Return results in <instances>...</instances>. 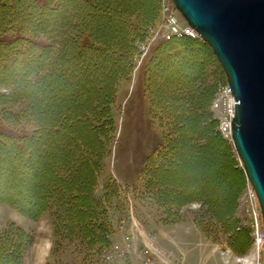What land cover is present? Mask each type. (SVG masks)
I'll use <instances>...</instances> for the list:
<instances>
[{
	"label": "rangeland",
	"instance_id": "374dc122",
	"mask_svg": "<svg viewBox=\"0 0 264 264\" xmlns=\"http://www.w3.org/2000/svg\"><path fill=\"white\" fill-rule=\"evenodd\" d=\"M98 2L99 10L89 25L63 23L50 31L36 26L44 22L45 16L33 12L28 30L30 37L45 41L55 39L65 30L68 34L88 35L100 46L89 61L78 53L75 62L65 59L64 55L61 59L65 64L57 63L54 71L49 70L50 78L25 94L8 82L17 79L18 74H11L6 80L3 77L7 70H0V134H30L32 119L43 118L53 125L57 121L55 124L63 129L60 136L71 139L65 153H69V149L74 153L72 159L63 160L68 156L61 150L66 143H59L58 139L53 144L47 143L31 160L16 156L13 151H0V188L17 197L28 195L21 204L29 214L35 212L32 201L40 194L35 184H40L50 171V168H47L49 171L40 168L39 161H52L66 163L68 167L61 174L73 178L72 169L75 167L78 173L81 165H85V171L92 174V182L89 188H83L92 192L94 156H91L95 154L91 149L99 147L104 151V145H108L107 161L96 194L102 196L103 186L110 177L117 181L118 185L109 189L98 204L106 208L110 218V243L102 250L96 242L87 246L84 238L89 234L67 222L57 224L54 209L33 217L20 208L0 202V245L16 243L12 249H7L14 251V258L6 262L264 264V249L260 250L255 240L253 214L248 212V199L255 203L257 199L251 192L252 183L246 172L232 171L229 148L215 136L214 126L209 123L213 114L220 130L219 118L228 119V82L224 70L218 61L211 59L208 65L193 69L194 77L185 75L188 83L182 84V74H188L186 68L192 70L193 66L185 63L167 68L157 66L155 70L148 68L147 63L157 46L170 40L173 20L183 29L187 26L172 0H96ZM5 9L0 10V15L4 11L7 19L9 11ZM131 32L141 36L133 54L136 55L133 66H129L128 61L129 65L125 64L121 55L126 42L124 36ZM61 46L63 50L72 47L75 53L80 48L66 42ZM56 58L60 57L48 60ZM62 63L64 70L60 69ZM23 67L20 64V68ZM76 83L83 85L79 89ZM106 95H111L108 104L113 105L115 122L104 141L98 138L100 131L92 130L85 118L87 114H96L94 105L103 104ZM170 102L177 103L176 112H180L177 116L180 118H175L177 125L173 127L180 136L178 152L171 170L164 172L165 190L152 184L143 190L141 174L150 155L163 142L167 125L161 115L172 114L165 108ZM186 103L192 107L189 114L183 111ZM217 103L222 106L217 107ZM31 112H34L32 116ZM62 120L65 121L63 126ZM35 165L40 169L33 168ZM66 188L79 191L75 185L69 188L66 184ZM79 200L86 205L92 203L90 193ZM81 216L87 218L88 214ZM237 218L250 233L237 231ZM65 225H68L66 229ZM19 230L24 234H18Z\"/></svg>",
	"mask_w": 264,
	"mask_h": 264
},
{
	"label": "trees",
	"instance_id": "16d2710c",
	"mask_svg": "<svg viewBox=\"0 0 264 264\" xmlns=\"http://www.w3.org/2000/svg\"><path fill=\"white\" fill-rule=\"evenodd\" d=\"M99 6L100 3H96V0H0V10H4L6 8L5 11H9L7 19L5 18L4 11L2 12V15H0V70H7L5 72L7 74L3 78L7 80L11 74H18L17 79L12 78L8 80V82L11 84L10 86L18 89L20 88L22 94H25L28 91H32L39 84H42L43 81H46L45 79L50 78L52 75L51 72L54 71L56 64H59L60 61L64 63L61 59L64 55L65 59L70 58L73 59L71 61L75 62V57L78 56L76 55L78 53L80 56L84 57V60L89 61L88 59L94 55V50L100 49V46L91 40L88 35L86 36L80 32L77 34H68V30H65V32L58 34L55 39L45 41L30 37L28 35V30H30V22L33 20V12L39 13L41 16H45V19L43 20L44 22H39L36 26L53 31L55 27H59L63 23H66L65 25L70 24L71 26H78L84 22L89 25L92 16H96ZM72 17H75L76 19L73 18L72 20ZM131 29H133V27H131ZM130 35L124 36L126 42L123 44L124 49L123 52H121V55L122 58L124 57L125 62L128 61L130 65L127 62L125 64L133 66L135 60L133 57L136 56L133 54H136L137 43L140 40L139 37L141 36L135 34V32H131ZM64 42L75 44L77 46L79 45L80 48L76 51V53L72 52V47H68L66 50H63L61 43ZM108 52L111 53V51ZM55 56L60 58H56L55 61L48 60ZM211 59L218 61L210 46L204 40L189 36H175L170 40L161 42L157 46L154 53L150 56L147 65L149 69L151 68L153 70H155L154 67L157 66L167 68L172 66H181L185 63L188 67L193 66L192 70H188L185 67V72L188 73L182 74V84H185L188 83L186 76L194 77L193 69L208 65L211 62ZM76 62L78 63L77 60ZM63 63L62 68H60L61 70L66 69L64 66L65 63ZM20 64H23L24 67L20 68ZM218 64L221 68L222 66L219 61ZM74 85L78 86L77 83ZM82 85L83 84H81V86ZM81 86H78L79 89ZM187 96L188 95H186V97ZM110 98L111 95H106V101L103 100V104L98 102L97 105H94L93 111H95L96 114H87L85 118V122L92 126V130L100 131L97 133L98 138L104 141H106L105 134L109 130H112V127H114L113 122H115V115L112 113L113 105L111 102L108 104ZM166 106L167 107L165 108L167 110L170 109L172 114L169 116L168 114L162 113L163 115H161L164 119L163 121L167 125L165 128V137L163 142L150 155L145 167L143 168L141 174L143 190H146L149 184H152L157 188H161L160 190L162 191L165 190L166 185L163 184L164 172L168 173L171 170L170 166L178 152L177 147L180 141V136L176 130L173 129V127L177 125L176 119L180 118L177 117L180 112H176L177 103L173 104L170 102L167 103ZM182 106H184L183 103ZM191 108V105L186 103V107H184L186 110L183 111H186V114H189V110ZM30 114V116H32L34 112H31ZM53 120L54 119L51 121ZM81 120L84 122V119L81 118ZM64 122L65 121L62 120L60 124L63 126ZM55 123L54 125L50 123L48 124L43 118L32 119V131L30 134L18 136L0 134V151H3L4 153L13 151L16 153V156H21L23 158L26 156L28 160H31L32 158H35L38 151H40L42 147H45L47 143L53 144L55 139H58L59 143L61 141L66 143H61L65 147L60 146L62 147L61 150L64 155H68L67 157H64L63 160L68 161L69 159H72L74 153L70 149L69 153H65L70 147L69 142H71V139H64V137H61L60 134L63 132V129L58 127ZM209 123L214 126L215 136L229 148V155L232 161V171L244 173L245 168L243 162L235 149L233 141L223 137L219 130V121L213 114L209 118ZM180 127H183V125H180ZM107 149L108 145H104V154L103 148L102 150H100L99 147L95 150L91 149V151L95 154L91 156H94V162L92 164L93 171L91 170L94 176L92 192L83 188L85 186L89 188L92 182V174L91 172L89 173L88 170L85 171V165H81L82 170L78 173L74 170L75 167L72 169V174H75L74 178L72 175H66L67 177H65L63 176L64 174H61V172L68 167L65 165L66 163H52V161L48 159L50 161L49 163L39 161L42 165L41 167L39 166L40 164L33 166V168L36 169L39 167L44 168L45 170L50 168V171L47 169L49 172L43 176L40 184H35L36 189L40 191V194L36 197L37 200L32 201L34 209L32 211L35 212H31L29 214L25 207L21 204L22 200L27 198L28 195H20V197H17L0 188V202L20 208V210L29 214V216L32 215L33 217L36 215L40 216V214H44L49 210L54 209L55 211L53 212L56 214V218L58 217L56 220L57 224L67 222L72 226L81 228L83 232L85 231L84 233L86 235L89 234L88 237L84 238L86 245L89 246L90 243L96 242L97 247H100V250H102L106 244L109 245L110 243V237L108 236L110 218L106 215V208L100 207L98 204L105 199L106 192H108L109 189L118 185L117 181L110 177L106 181L107 183L105 186H103L102 196L99 197L96 194L97 188L100 184V176L107 161ZM79 181L81 182V185L78 184ZM30 183H32V181ZM66 184L69 188H72L74 185L77 186L79 191L67 190ZM169 189L174 191L172 187ZM179 191L181 193L182 190ZM89 193L92 203H88V205H86L79 199H82L85 194L89 196ZM85 213L88 214L87 218L81 216ZM240 221L241 219L237 218V231L239 233H250L246 226H244L242 222L240 223ZM67 226L68 225H65V229ZM18 234L23 235L24 233L19 230ZM25 234L31 237V234ZM15 245L16 243L10 244L9 246L0 245L1 264L4 263V261L5 264H11L10 261L6 262V260L8 258L11 260L14 258L15 255L12 256L14 251L11 249ZM8 248L11 249L7 250ZM12 264L15 263L12 262Z\"/></svg>",
	"mask_w": 264,
	"mask_h": 264
},
{
	"label": "water",
	"instance_id": "95a60500",
	"mask_svg": "<svg viewBox=\"0 0 264 264\" xmlns=\"http://www.w3.org/2000/svg\"><path fill=\"white\" fill-rule=\"evenodd\" d=\"M221 64L237 100L233 143L264 222V0H173Z\"/></svg>",
	"mask_w": 264,
	"mask_h": 264
},
{
	"label": "built area",
	"instance_id": "2783aa9c",
	"mask_svg": "<svg viewBox=\"0 0 264 264\" xmlns=\"http://www.w3.org/2000/svg\"><path fill=\"white\" fill-rule=\"evenodd\" d=\"M173 1V0H172ZM174 3V1H173ZM174 23L171 25L173 28V31L168 35V39H172L173 37L177 36V37H182V36H189L192 38H200V35L195 31V29H193L187 22V26L186 28H181V26L177 25V21L176 19L173 20ZM226 97H227V103H229V115H228V119L227 120H223V118H219L221 125H220V132L222 133L223 137L226 139H231L233 141V122H234V117H235V112H236V104H237V100L232 92V89L230 87L229 84H227L226 87ZM217 107H220L221 104L217 103L216 104ZM222 106V105H221ZM251 192L254 196V198L256 199V203L254 202V200L252 199H248V212L250 211V213L252 212L253 214V219H252V224L255 225L254 228V236H255V240L257 241V243L259 244V249H264V222H263V217H262V210H261V206L259 203L258 206V196L256 193L255 188L253 187V185H251ZM253 201V202H252ZM259 201V200H258ZM258 206V208H257ZM251 214V215H252ZM259 214L261 215L259 218ZM255 215V217H254ZM262 217V218H261ZM261 219V220H260ZM261 244V246H260Z\"/></svg>",
	"mask_w": 264,
	"mask_h": 264
},
{
	"label": "bare ground",
	"instance_id": "6f19581e",
	"mask_svg": "<svg viewBox=\"0 0 264 264\" xmlns=\"http://www.w3.org/2000/svg\"><path fill=\"white\" fill-rule=\"evenodd\" d=\"M260 246H261V244H260Z\"/></svg>",
	"mask_w": 264,
	"mask_h": 264
}]
</instances>
